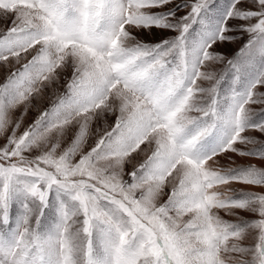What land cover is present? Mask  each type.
Wrapping results in <instances>:
<instances>
[{"label":"snow or ice","instance_id":"snow-or-ice-1","mask_svg":"<svg viewBox=\"0 0 264 264\" xmlns=\"http://www.w3.org/2000/svg\"><path fill=\"white\" fill-rule=\"evenodd\" d=\"M0 20V264H264V0Z\"/></svg>","mask_w":264,"mask_h":264},{"label":"rangeland","instance_id":"rangeland-1","mask_svg":"<svg viewBox=\"0 0 264 264\" xmlns=\"http://www.w3.org/2000/svg\"><path fill=\"white\" fill-rule=\"evenodd\" d=\"M8 26H10V21H4V20H0V31L5 30ZM246 39V38H245ZM242 44V41H238L234 44L228 45L227 48L225 47H219L217 50L218 51H234L237 48L240 47V45ZM5 74H6V69H4L3 67H0V82H3L4 78H5ZM63 87V81H61V90ZM49 101L47 99H45L43 101V103L40 105L41 108L46 107L48 105ZM23 110V108L21 107L20 109H17V111L14 113V117H17L20 115V112ZM36 115H38V112L36 111L35 108H31L28 111V114L25 116L24 118V126H27L29 123H31L33 121V119L36 117ZM112 122V118H109V123ZM21 131H23V127L21 128ZM254 135H259L258 133H252ZM4 143V141L2 139H0V145H2ZM143 157H139L138 159H142ZM238 164H243V163H248L249 161L246 159H242L239 157L235 158ZM129 170L131 168V165L128 166ZM226 219H233L231 217H225Z\"/></svg>","mask_w":264,"mask_h":264}]
</instances>
